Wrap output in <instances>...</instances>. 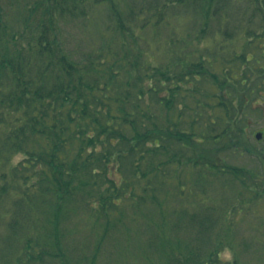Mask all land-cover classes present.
Returning a JSON list of instances; mask_svg holds the SVG:
<instances>
[{"label":"trees","instance_id":"1","mask_svg":"<svg viewBox=\"0 0 264 264\" xmlns=\"http://www.w3.org/2000/svg\"><path fill=\"white\" fill-rule=\"evenodd\" d=\"M25 2L23 29L7 40L6 52L0 53V107L8 111L2 114L8 119H0L6 126L0 130V195L13 189L20 196L18 201L22 195L28 204L30 198H41L42 202L46 198L47 206L66 212L64 206L70 208L74 197L85 187L79 175H88L101 182L96 203L89 202L88 207L95 211L97 221L105 216L107 234L111 229L109 222L118 218V212L110 218L108 208L119 209L124 199L130 200L135 212L139 201L157 203L154 196L126 195L127 189L108 170L119 168L128 160L135 176L147 178L150 183L164 184L168 180L171 185L167 198L178 205L170 208V215L165 217L158 201L160 213L155 221L151 220L153 228L147 231L150 250L144 251L145 263L155 264L151 257L156 250L155 240L167 250L168 264H225L222 251L234 247V241L224 242L231 228L226 223L235 213L226 204L224 226L216 220L207 222L209 211L215 212V203H201L200 198L208 195L211 186L216 197L220 196L217 188L221 184L230 192L227 196L241 192L238 181L245 184L248 180L253 185L243 189L264 198V162L258 173L230 166L220 156L233 150L262 160V152H252L244 143L252 102L258 101L254 96H260L264 86V69L257 54L250 58L244 53L229 52L224 44L216 45L204 58L202 41L206 35H213L209 24L216 17L221 22L216 34L225 37L224 42L233 38L229 30L235 29L245 34L246 46L249 42L254 44L264 37V0L243 1L235 6L239 7L233 9L235 13L229 7L237 0ZM28 15L40 17L36 34L22 38L27 39L24 45L17 37L33 25ZM194 21L197 25L189 30ZM3 23L0 33L7 29ZM79 28L91 41L89 52L76 53L63 36ZM8 45L17 51L11 54ZM217 57L220 71L209 75L206 70L214 68ZM5 75L9 80L1 78ZM206 76H211L218 91L199 100L196 85L208 79ZM186 100L195 103L197 110L206 109V113H195L184 131L179 123ZM158 110L169 116L178 113V121H162ZM34 140L45 146L30 151V141ZM174 145L181 147L186 156H176ZM19 153L24 154L22 160L8 166L9 155ZM159 157L166 160L160 161ZM179 168L187 173L190 168L193 170L184 179L177 176ZM157 177L165 178V182ZM42 183L46 189L38 194ZM222 198L220 201L225 203ZM12 206V216L16 218L17 202ZM198 217H204V223L196 222ZM14 223L15 219L10 224L12 231L17 226ZM216 225L219 226L213 238ZM168 231L183 246L181 250L174 247V241L170 242L173 238L167 236ZM210 232L204 242L213 239L212 243L202 247L203 241L197 238ZM230 264L237 263L233 260Z\"/></svg>","mask_w":264,"mask_h":264},{"label":"rangeland","instance_id":"2","mask_svg":"<svg viewBox=\"0 0 264 264\" xmlns=\"http://www.w3.org/2000/svg\"><path fill=\"white\" fill-rule=\"evenodd\" d=\"M25 1L26 0H0V23L4 22L3 24L6 25L5 28H7L0 33L1 54L7 50L5 45L7 40L12 38V35L19 32L21 28L23 29L27 15ZM237 1L238 3H233V5L229 7L231 12H234L233 9H239V7L235 6L241 5V3L246 0ZM99 12L101 15L104 11L101 10ZM101 16L99 18H101ZM39 17V15H28L27 19L29 18V20H32L33 25L30 26L27 33H21V35L17 37L18 40L23 41L24 45L27 44V39L22 40V38L26 37V35L34 36L36 34L37 30L35 28L39 21ZM218 20H220V18H218ZM218 20L215 17L209 24V33L213 35H206L204 37L201 49L203 54L202 57L207 58L211 50L218 44H224L229 52L244 53L250 56L249 48L245 45L247 42L245 34L238 33L235 29H228L229 33L231 32L230 34H234V36L230 41L224 42L225 37H222L219 33L216 34V31H218L221 26V22ZM179 25L180 22L177 26ZM189 25L190 27H188V29L191 30L193 26L195 27L197 25V22H191ZM67 29L68 28L65 30L68 31ZM81 31L84 30L79 28L77 30L74 29V32L69 31L63 34L68 42V47L75 49L76 53L89 52L91 47V41L87 38L88 35H83ZM30 40L31 37L29 41ZM8 46L12 49L11 54L17 51L12 45ZM156 55L157 58L160 57V53ZM211 58L213 57L211 56ZM217 60L218 62L214 64L213 69L208 68V70H206L209 75L211 71H220L219 57H217ZM206 77L208 79H202L196 85V88L200 92V94L198 92L199 100L204 99L203 96L209 94L214 95L218 91L216 90V85H214L211 76ZM1 78H4V81H6L8 76L5 75ZM260 93L264 96V86L261 88ZM254 98H258V101L252 102L253 105H251V109L253 112L248 114L247 122L249 126L246 133V143L244 144L248 143L247 146L252 152H254L255 149L262 151L263 153L260 156L262 160H259V157L257 158L254 154L253 156L246 152H242L243 154H241V152H234L233 150L226 151L220 154V156L223 161L230 166L245 167L253 172L261 173L262 164L260 165V163L264 162V141L258 144L253 135L260 127L259 121L262 120L261 115L264 111V97L255 95ZM182 108L180 112L182 119L179 125L182 129H185L184 131H187L186 128L195 113H206V109L197 110V106L191 100H186ZM7 112L5 107H0V119L3 118V120L6 121L8 118L4 119V115L2 114H6ZM156 113L161 115L162 121L167 118H170L173 122L178 121V113H174L170 116L169 113L162 110H158ZM3 127H6L5 124L0 123V130ZM30 143L32 144L29 146L30 151H35V149H40L45 146L42 141L34 140L33 142L30 141ZM178 153H181L182 157L186 156V153L182 154L183 149L181 147L179 149L178 146L174 145V154L177 156ZM181 155L179 159L182 158ZM23 157L24 154L22 153L9 155L8 166L16 165ZM158 160L165 161L166 157H159ZM140 167L142 166L140 165ZM127 168H129L128 160L124 161L119 168L116 167V169L111 168L108 170H111L115 179L118 181L120 180L118 184L127 189L126 195L127 193H132V195L136 197L137 194L138 196L140 195V197L144 194L150 197L154 196V198L157 199V203L153 204L148 200L139 201L138 210L135 212L129 205L130 200L124 199L119 203L117 207L119 209L108 208L110 218H112L116 212H118V218H116V220L114 219L111 223L109 222L112 230L110 229L111 233L109 231L107 234L104 229L107 223L105 216L97 221L94 217L95 211L91 210V207H88L89 202H92V204L96 203L101 189V182L94 178H90L88 175H79V181L85 184V187L83 186L82 192L74 197L70 208L64 206V209H68L66 212H64L63 209L54 210L50 205L47 206L46 198H44L43 202L41 198L35 199V201L30 198L29 201L31 204H28L24 195H22L20 201H18L20 196H18L13 189L6 192L8 194L5 196L0 195V264H146L144 261V251H147V249L150 250L147 247L149 245L147 240L150 237L147 231L153 228L154 222L151 220L155 221L157 215L160 213L158 201H160L163 206L165 217L170 215V208L178 205L174 204L175 202H172L171 198H167L166 194L168 187L171 185L168 180L165 182V178L157 177V180L165 183H150L147 178H142L140 175L135 176L136 173H133L130 168L128 171ZM185 170L184 168H179L177 176L186 179L191 175V170L193 169L190 168L189 173ZM4 171L9 172L7 167H4ZM244 183L245 184L238 181L237 186L243 191H237V193L233 192L230 196H227L230 192L225 189V184L218 186L217 193L220 196L217 197L216 194H214L216 191L211 186V188L207 190L208 195H205V197L201 196L200 202L202 203L204 200H207V204L215 203L212 209L215 210V212L209 211V218L205 220L207 222H209L210 219L219 221L222 226H224L222 214L225 208H227L226 204L229 206L231 205V208H233L232 211L235 215L232 216V218L230 217L231 220L229 219V222L226 223H229L231 228L224 242H227L228 239L232 240L234 241V247L233 250L225 248L222 251L221 259L225 264L227 262V264H230L233 260H235L237 264H264V198L255 197L256 195L254 193L243 189L246 185H248L246 186L247 188L253 185L254 182L248 180L244 181ZM151 186L152 189L148 190ZM41 187L43 189L38 191V194L46 189L44 183L41 184ZM221 197H224L222 199L225 200V203L220 201ZM16 202L19 210L18 216L14 218V216H12V205ZM220 208L222 209V213ZM178 209H182V207L179 206ZM14 219V224L17 223V226L15 225L16 229L14 228L12 231L10 224L14 222ZM205 220L204 217H198V220L195 221L204 223ZM168 223L169 220L167 219V224ZM218 226L219 225H216L213 228V238L215 229L217 230ZM158 231H160V228L157 229V232ZM210 235L211 232L209 235L204 233L197 238L203 241L202 247L212 243L213 239L206 244L204 242ZM167 236H172L173 239H171L170 242L174 241L173 245L177 250L183 248L182 245L174 240L175 238L171 231H168ZM159 244L160 248L158 247ZM153 245L156 249L151 255L153 262L155 264H168L167 250H163L161 242L157 243V241L154 240ZM167 247L166 244L165 248L167 249ZM171 252V250H168V253L171 254ZM234 252L236 257L234 256ZM177 262L172 261L171 264L180 263V261Z\"/></svg>","mask_w":264,"mask_h":264},{"label":"flooded vegetation","instance_id":"3","mask_svg":"<svg viewBox=\"0 0 264 264\" xmlns=\"http://www.w3.org/2000/svg\"><path fill=\"white\" fill-rule=\"evenodd\" d=\"M247 46H248L249 51H250L249 57L252 58V57H254L255 54H257L256 58H259V60L261 62V66L264 69V37L258 38L254 44H252L250 42L247 43ZM256 47H257V49H256ZM263 81H264V79H263ZM260 95L262 97H264L262 93H260ZM261 116H262V120L259 121V124H260L259 130L257 132H255V134L253 135L254 139L256 140V142L258 144H261L264 141V111L262 112ZM257 134H261V137L257 138ZM247 148L249 149V147H247ZM260 152H262V151H260ZM241 154H243V153L241 152ZM260 159H262V158L260 157Z\"/></svg>","mask_w":264,"mask_h":264},{"label":"water","instance_id":"4","mask_svg":"<svg viewBox=\"0 0 264 264\" xmlns=\"http://www.w3.org/2000/svg\"><path fill=\"white\" fill-rule=\"evenodd\" d=\"M261 137V134H257V138H260Z\"/></svg>","mask_w":264,"mask_h":264}]
</instances>
